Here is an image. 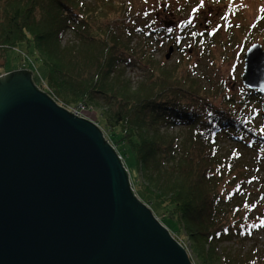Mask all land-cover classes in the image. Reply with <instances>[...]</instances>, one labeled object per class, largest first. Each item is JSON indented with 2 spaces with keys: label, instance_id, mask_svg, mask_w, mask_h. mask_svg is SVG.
Listing matches in <instances>:
<instances>
[{
  "label": "trees",
  "instance_id": "16d2710c",
  "mask_svg": "<svg viewBox=\"0 0 264 264\" xmlns=\"http://www.w3.org/2000/svg\"><path fill=\"white\" fill-rule=\"evenodd\" d=\"M129 17L127 3L117 0H0L1 67L6 51L34 45L55 101L75 108L106 101L97 121L122 161L135 159L136 196L161 213L170 232L190 240L200 264H264L257 246L240 256L215 253L226 241L264 233V211L247 191L264 168V126L247 103L157 61L143 29L135 33L144 45L132 46V32L113 26ZM136 66L148 70L138 84L125 77ZM251 97L264 108L263 94ZM224 138L232 145L223 147Z\"/></svg>",
  "mask_w": 264,
  "mask_h": 264
},
{
  "label": "water",
  "instance_id": "95a60500",
  "mask_svg": "<svg viewBox=\"0 0 264 264\" xmlns=\"http://www.w3.org/2000/svg\"><path fill=\"white\" fill-rule=\"evenodd\" d=\"M244 59V86L264 95L263 47ZM122 159L31 71L0 76V264H193Z\"/></svg>",
  "mask_w": 264,
  "mask_h": 264
},
{
  "label": "rangeland",
  "instance_id": "374dc122",
  "mask_svg": "<svg viewBox=\"0 0 264 264\" xmlns=\"http://www.w3.org/2000/svg\"><path fill=\"white\" fill-rule=\"evenodd\" d=\"M82 1L90 3L97 0ZM117 1L127 3L130 19H125L123 24L117 21L113 26L118 33L132 32V46L142 47L144 45L143 36L135 33V31L143 29L146 41L152 43L149 47L157 61L164 63L170 71L176 70L179 77L190 76L198 79L204 88L211 90V93L217 94L224 91L225 95L237 102L247 103L250 116L264 126V108L259 106L261 103H255L256 99L255 102L251 101V94L255 91L245 87L242 81L245 68L244 56L247 50L256 43L264 49V0ZM165 9H167L166 12ZM124 28L127 30L124 31ZM150 31L154 33H150ZM72 38L73 35L68 33L65 41ZM170 49H173L172 53H170ZM34 50V45L29 46L27 43H23L17 48L6 51V63L3 68L1 67L3 61H0V74L4 75L19 70L31 71L33 81L36 82L34 83L55 101L56 97H52L50 94V87L47 83L48 71L40 61L36 60ZM169 53L171 55L167 60L166 57ZM147 74V69L138 66L127 67L125 70V77L131 79L134 84L144 80ZM56 102L70 112L73 111L72 109L79 108L66 106L60 101ZM106 103L101 100L98 107L85 106L86 108L80 112V117L92 121L102 130L97 116L100 112L105 111ZM184 131L176 129L174 133H184ZM102 132L105 139H108L110 132L107 130H102ZM221 143L223 147L232 145L226 138ZM111 144L119 150L118 146L112 142ZM123 163L132 184V181H137L139 177L135 159L128 157ZM251 176L253 181L250 182L249 187L247 186V191L256 201V210L263 212L264 168ZM135 183L137 184V182ZM133 189L135 188L133 187ZM147 206L149 207V205ZM154 216L161 223L163 220L161 213L154 214ZM170 233L187 250L192 263L200 264L192 253L190 240L187 237H178L173 232ZM256 246L259 249L264 248V233H260L253 241L249 239L242 242L237 238L226 241L218 245L215 253L221 258L223 255L240 256Z\"/></svg>",
  "mask_w": 264,
  "mask_h": 264
},
{
  "label": "built area",
  "instance_id": "2783aa9c",
  "mask_svg": "<svg viewBox=\"0 0 264 264\" xmlns=\"http://www.w3.org/2000/svg\"><path fill=\"white\" fill-rule=\"evenodd\" d=\"M37 87L39 88V90L41 91V88L37 85ZM86 107L85 106H81V108L79 107V108H77V109H72L73 111H71V113H73L74 115H76V116H78V117H80V112L82 111V110H84Z\"/></svg>",
  "mask_w": 264,
  "mask_h": 264
},
{
  "label": "flooded vegetation",
  "instance_id": "af4514ba",
  "mask_svg": "<svg viewBox=\"0 0 264 264\" xmlns=\"http://www.w3.org/2000/svg\"><path fill=\"white\" fill-rule=\"evenodd\" d=\"M167 9H165V12H166Z\"/></svg>",
  "mask_w": 264,
  "mask_h": 264
}]
</instances>
